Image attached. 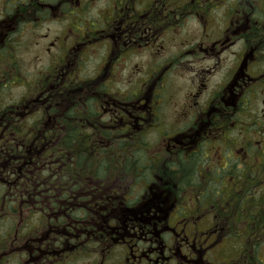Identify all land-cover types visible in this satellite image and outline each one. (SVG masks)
Listing matches in <instances>:
<instances>
[{"label":"flooded vegetation","instance_id":"1","mask_svg":"<svg viewBox=\"0 0 264 264\" xmlns=\"http://www.w3.org/2000/svg\"><path fill=\"white\" fill-rule=\"evenodd\" d=\"M22 6L55 31L12 104L0 41V264H264V0Z\"/></svg>","mask_w":264,"mask_h":264},{"label":"rangeland","instance_id":"2","mask_svg":"<svg viewBox=\"0 0 264 264\" xmlns=\"http://www.w3.org/2000/svg\"><path fill=\"white\" fill-rule=\"evenodd\" d=\"M7 0H0V3L4 6ZM1 19V17H0ZM0 26L6 27V23H1ZM1 31V27H0ZM55 26L53 22L45 23L42 26L36 25H24L21 34L22 37L16 46V54L19 59V63L24 64V70L22 71L24 81H20L14 85L12 91H21L28 86L29 82H34V77L38 76L44 67L51 65L50 62H45V49L50 47V41L54 35ZM18 38V37H17ZM16 38V39H17ZM10 252V264H14V253L23 255L20 251V247H13L9 250ZM23 264H30L29 262L23 261Z\"/></svg>","mask_w":264,"mask_h":264}]
</instances>
